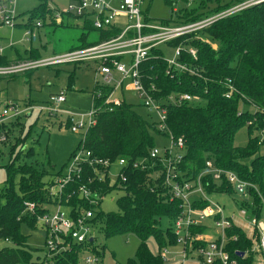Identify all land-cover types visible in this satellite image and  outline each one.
Wrapping results in <instances>:
<instances>
[{
  "label": "trees",
  "instance_id": "16d2710c",
  "mask_svg": "<svg viewBox=\"0 0 264 264\" xmlns=\"http://www.w3.org/2000/svg\"><path fill=\"white\" fill-rule=\"evenodd\" d=\"M40 1V4L30 11V21L40 18L45 23L48 17L50 25L55 24L46 0ZM191 1L198 3L199 9L189 13L182 9L181 12L186 13L173 20L174 7L187 4L189 0H163L171 12L170 18L162 22H194L226 10L234 4L252 0H237L235 3L216 0L217 7L213 10L204 7L206 0ZM62 26L64 25H59ZM82 31L84 33L78 38V45L70 51L97 45L119 34L118 30L97 31L90 22H84ZM92 34L95 38L90 40ZM204 35L216 43L215 47L207 42L195 40L189 45L196 49L197 60L182 56V62L186 63L195 75L176 72H173V77L167 75L168 66L163 60L164 51L155 49L151 52L152 57L139 66L140 80L143 87L158 102L164 101L171 94L200 96L204 102L200 106L185 103L180 106H168L166 109L168 133L174 139L181 138L185 146L180 170L188 172L193 180H196L205 169L206 161H212L216 166L235 173L241 181L253 186L248 188V198L240 206H245L251 217L260 220L263 217L262 200L264 201V140L260 142L261 132L264 136V3L252 5L238 14L218 20L205 30ZM179 43L180 40L172 41L168 47L176 48ZM28 55L32 61L40 58L35 49L30 50ZM17 63L19 62L11 61L4 54H0V68ZM74 78V72L68 76L67 89L74 86ZM227 81L236 89L230 99L224 98ZM152 86L155 92L150 91ZM112 90L111 87L94 84L93 104L99 112L96 115V124L87 131L82 146L92 157L98 159L112 162L119 159L131 162L142 160L148 157L149 151L154 148L155 136L163 137L165 133L160 132L149 117L144 119L138 115L133 106L125 101L114 107L111 112L106 111L104 101ZM97 93L101 94L98 100L95 99ZM24 119H17L12 124V127H20L21 130L10 145L9 161L3 166L5 180L4 188L0 192V242L12 243V246L0 249V264H35L39 261L28 249L27 238L21 234V226L25 224L36 230V217L43 211L36 210L33 216L24 215V203L36 206L51 203L45 189L47 185L44 183L49 174L34 164H19L22 158L32 159L35 156L33 148L24 154L19 150L31 134L29 128L25 135H21V120ZM5 125L7 124L0 125V132L4 131L7 143L10 131ZM243 128L247 131V143L244 147H236L234 138ZM80 146L81 142L76 149ZM72 154L73 152L69 158ZM65 165L66 163L56 175L61 174ZM87 173L89 171H86ZM148 174L139 170L127 172L126 193L116 201L118 212L100 211L96 214L105 239L133 234L139 240L134 258L128 259L125 264H164L158 255L152 254L148 249L147 241L150 238L154 240L158 250L176 245L173 224L181 213V202L170 201V192L163 187L161 179L152 181ZM86 177L84 175L80 183H86ZM200 180L210 196L225 194L232 197L235 194L234 189L224 179L216 183L212 176L206 175ZM94 186L105 196L117 190L115 186L110 187L108 179L105 183H96ZM76 187L77 183L68 187L62 203L65 197L69 196L67 205L88 210L90 206L78 197ZM205 206L206 202L194 204L198 209ZM203 232V227L192 229V233ZM226 235L228 238L236 237V241H230L226 245L230 258L237 264H253L257 253L252 252L253 244L244 231L232 227L226 231ZM205 246L202 242L195 244L194 248ZM91 247L95 255L100 257L92 244ZM79 255L80 249L73 248L50 260L44 257L43 261L48 264H79ZM214 264L220 263L216 261Z\"/></svg>",
  "mask_w": 264,
  "mask_h": 264
},
{
  "label": "built area",
  "instance_id": "2783aa9c",
  "mask_svg": "<svg viewBox=\"0 0 264 264\" xmlns=\"http://www.w3.org/2000/svg\"><path fill=\"white\" fill-rule=\"evenodd\" d=\"M15 1L0 0V28L21 29L23 40L29 44L34 43L38 40L39 30L44 23L40 19L31 22L29 17L17 14ZM259 1L239 3L220 13L194 22L165 24V22L154 23L148 18L143 10L144 0H69L67 9L64 11L65 16L81 21L83 24L90 22L97 31L118 30L119 34L91 47L68 51L26 64L17 63L7 68H0V76H6L22 72L27 67H52L94 62L98 67L99 79L96 83L113 88L104 101L106 111L111 112L114 107L120 106L123 102L115 97V91L121 90V94L132 93L143 101V107L150 114V119L160 132L165 133L163 137L167 141L166 145H155L149 151L148 157L142 160L131 162L119 159L112 162L98 159L92 157V154L82 146L87 131L96 124L99 109L94 104L86 113L66 111L62 108L66 102L63 90L51 94L47 101L40 105L32 104L21 107L17 104H7L0 113V125L6 124L7 121L14 122L20 118H28L33 113L37 117L41 115L64 116L69 131L80 136V148L73 151L61 174L53 173L51 181L46 184L45 189L51 203L37 206L24 203V215L33 216L36 210L43 211L36 217V223L44 233L46 260L64 251L77 248L80 249L79 264L96 263L97 256L92 251L91 244L95 245V233L98 231L97 223L95 224L96 214L101 211V202L105 195L94 185L105 183L108 179L110 187L115 186L126 193L127 172L139 170L148 172L152 181L161 179L163 187L170 192V201L181 202V213L173 224L176 245L163 248L157 254L164 264H171L174 259L178 260V264H214L216 261L220 264H237L226 251L228 242L236 241L235 236L228 238L226 235V231L232 227L242 229L251 240L252 252L257 253L253 264H264V201L262 200L263 217L260 220L251 217L245 209L239 210L236 205L233 212L226 214L224 206L213 201L216 195L210 196L206 193L200 178L210 175L216 183L224 179L234 189L235 195L242 197L246 196L248 188L253 186L241 181L235 173L216 166L212 161H206L205 169L196 180H193L188 172L180 170L185 146L181 138L174 139L168 133L166 109L168 106H180L185 103L200 106L202 99L198 95L171 94L164 101L158 102L143 87L139 73V66L152 57V50L161 49L164 51L163 60L168 66L167 75L173 77V72L195 75V72L182 62L183 55L197 60V51L189 45L190 42L195 40L205 42L204 32L212 24L238 14L258 4ZM60 17L59 14L54 18L59 20ZM119 19L122 20L121 26L117 25ZM175 40H180L179 46L168 47V44ZM1 53L2 48L0 47ZM115 74L119 77H115ZM225 87L227 91L224 98H232L236 89L230 81L225 83ZM150 91L155 92L154 86ZM100 97V93L95 95L97 100ZM263 140L264 136L261 132L260 142ZM6 141L5 133L1 131L0 144ZM86 171L89 173L86 174ZM84 175L87 176L86 183H80ZM111 178L114 179L113 183ZM75 183H77L78 197L90 206L88 210L67 205L69 196H66L62 203L64 192ZM197 202H206V206L202 209L195 208L194 204ZM196 227H203L204 232L202 234L192 233V229ZM202 242L206 244L205 247L194 248L195 244ZM191 259L193 262H189Z\"/></svg>",
  "mask_w": 264,
  "mask_h": 264
},
{
  "label": "rangeland",
  "instance_id": "374dc122",
  "mask_svg": "<svg viewBox=\"0 0 264 264\" xmlns=\"http://www.w3.org/2000/svg\"><path fill=\"white\" fill-rule=\"evenodd\" d=\"M235 1L237 0H221L223 3H235ZM40 2V0H16L15 11L21 16L30 18V11L35 9ZM46 2L52 10L53 8H57V11H65L69 0H46ZM235 5H238V3L233 6ZM204 7H207L209 10L215 9L217 7L216 0H206ZM182 9H186V12L189 13L194 9H199V4L189 0L187 4L177 5L172 11L173 20L178 15L181 17L186 13L181 12ZM143 10L154 23H160L170 18L171 10L164 4L163 0H144ZM50 24V20L46 17L43 27L39 30V39L31 44L23 40V32L20 29L10 30L0 28L1 54H4L11 61L26 64L32 61L29 58L28 52L34 48L39 52V59H46L66 53L78 45V38L80 37L79 29ZM94 38L95 36L92 34L90 40ZM203 38L205 42L215 47L216 43L214 41L206 38L205 35ZM9 45H12V48ZM42 45L46 47H41ZM97 68V64L94 62L52 67H27L22 72L0 76V113L7 104H17L21 107L32 104H43L47 101L49 94L57 93L60 90H63L66 94V102L62 106L64 110L86 113L91 109L93 104L92 89L95 79H99L96 75ZM73 72L75 73L74 86L71 89H67L68 76ZM121 98L127 104L133 106V110L142 118H150V114L143 107V101L132 93H123ZM249 109L253 110L252 108ZM64 119V116L49 117L41 115L37 117L33 113L30 117L21 120V123H23L21 135H25L29 128H31V134L23 145V148L20 147L19 150L21 149L24 154L28 149L33 148L35 156L32 159L22 158L19 164H34L39 169L45 170L49 174L44 180L45 184L51 181L50 175L59 171L67 162L69 156L80 142V136L72 134L69 131L65 126ZM6 124L5 126L10 133L8 136L9 141L4 145L0 144V192L4 188L5 171L3 166L9 161V147L13 144L15 138L19 136L21 130L20 127H12L13 121H7ZM154 139L156 146L167 144L165 137L155 136ZM246 143L247 131L246 128H243L235 136L234 145L236 147H244ZM17 181L18 177L15 178V182ZM111 182H114L113 178H111ZM123 196L124 192L121 189L111 192L103 198L100 210L103 213H117L116 201ZM247 198L248 196L242 197L235 194L232 197L216 195L213 197V201L223 205L227 214L235 210V205L239 210L245 209V206L240 205ZM95 224L98 231L95 233V245L93 246L100 257L96 255L98 261L94 264H125L128 259L134 258L135 251L139 245V240L135 235L125 234L105 239L101 231L102 225L100 221L96 220ZM21 234L27 238V247L31 250L34 258H39V261L35 264H47L43 261L45 237L39 226L35 230L23 224L21 226ZM5 246H12V243L0 242V249ZM147 246L152 254H158V247L152 238L147 241Z\"/></svg>",
  "mask_w": 264,
  "mask_h": 264
},
{
  "label": "crops",
  "instance_id": "0c3cea01",
  "mask_svg": "<svg viewBox=\"0 0 264 264\" xmlns=\"http://www.w3.org/2000/svg\"><path fill=\"white\" fill-rule=\"evenodd\" d=\"M51 11H52V13H53V19H54V21H55V24H56V26H59V25H64V26H62V27H74V28H76V29H79L80 30V35L82 34V33H84L83 31H82V27H83V22H81V21H77L76 19H73V18H70V17H68L67 15V17H64L65 16V14H64V11H57L58 9L56 8V9H54L53 8V10L51 9V8H49ZM60 14V19L59 20H56L54 17L56 16V15H59ZM121 22H122V20L121 19H119L118 20V22H117V25L118 26H121ZM44 25V24H43ZM17 30V29H16ZM21 30V29H20ZM19 30V31H20ZM39 34V33H38ZM38 39H39V37H38ZM0 47L2 48V46L0 45ZM9 47L10 48H12V45H9ZM41 47H46V46H41ZM29 48H31V47H29ZM35 49V48H34ZM71 50V49H70ZM69 50V51H70ZM97 75V74H96ZM98 77V76H97ZM115 77H119L117 74H115ZM96 79H95V83L94 84H97L96 83ZM98 85V84H97ZM93 87H94V85H93ZM92 91H93V89H92ZM126 93V92H125ZM115 97L116 98H118L120 101L121 100H123L124 101V99H122L121 98V96H123V94H121V90H117V91H115ZM66 95V94H65ZM50 96V94L48 95V97ZM92 96H93V93H92ZM48 97H47V99H48ZM93 105V104H92ZM76 113H78V112H76ZM65 122V121H64ZM65 126L68 128V125H67V123L65 122ZM68 161V160H67ZM189 262H193L192 261V259L191 260H189ZM171 264H178V260L177 259H174L173 261H172V263ZM193 264V263H192Z\"/></svg>",
  "mask_w": 264,
  "mask_h": 264
},
{
  "label": "water",
  "instance_id": "95a60500",
  "mask_svg": "<svg viewBox=\"0 0 264 264\" xmlns=\"http://www.w3.org/2000/svg\"><path fill=\"white\" fill-rule=\"evenodd\" d=\"M259 3H264V0H260ZM258 3V4H259ZM90 242H92V239H90ZM242 255V254H241Z\"/></svg>",
  "mask_w": 264,
  "mask_h": 264
}]
</instances>
